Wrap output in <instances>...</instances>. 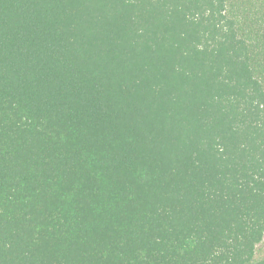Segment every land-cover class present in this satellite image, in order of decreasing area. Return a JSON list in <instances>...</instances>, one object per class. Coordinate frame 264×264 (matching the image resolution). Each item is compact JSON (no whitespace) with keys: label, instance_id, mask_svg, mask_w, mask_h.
<instances>
[{"label":"trees","instance_id":"trees-1","mask_svg":"<svg viewBox=\"0 0 264 264\" xmlns=\"http://www.w3.org/2000/svg\"><path fill=\"white\" fill-rule=\"evenodd\" d=\"M0 264H264V0H0Z\"/></svg>","mask_w":264,"mask_h":264}]
</instances>
